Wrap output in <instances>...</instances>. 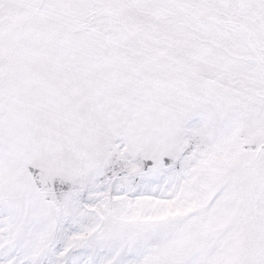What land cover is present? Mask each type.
<instances>
[{
	"label": "snow or ice",
	"instance_id": "obj_1",
	"mask_svg": "<svg viewBox=\"0 0 264 264\" xmlns=\"http://www.w3.org/2000/svg\"><path fill=\"white\" fill-rule=\"evenodd\" d=\"M0 264H264V0H0Z\"/></svg>",
	"mask_w": 264,
	"mask_h": 264
}]
</instances>
